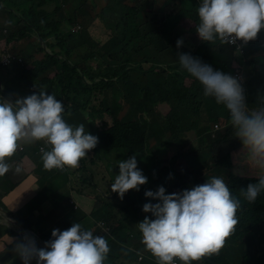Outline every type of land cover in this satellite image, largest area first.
<instances>
[{
  "label": "clouds",
  "instance_id": "1",
  "mask_svg": "<svg viewBox=\"0 0 264 264\" xmlns=\"http://www.w3.org/2000/svg\"><path fill=\"white\" fill-rule=\"evenodd\" d=\"M92 3L95 1L75 0L63 7L73 19L64 28L78 36L87 31L99 44L97 47H102L111 38V29L98 17ZM9 5V0H0V13L8 15L0 27V179L19 171L18 167L14 169L11 157L15 151L31 172L22 179L29 194L13 195H19L23 203L19 209L10 206L12 198L7 195V205L0 199V255L6 251L8 254L3 264H143L144 259L152 264H207L227 248L225 237L231 232L241 236L239 252L243 250L245 255L242 263L262 264L263 251L254 234L263 221L252 204L264 192V93L258 96L259 102L246 103L243 69L235 67L232 75L225 73L227 69L207 54L206 47L217 45L224 56H241L257 33L264 30V0H197L198 23L194 31L200 40L195 38V43L189 44L192 38L188 33L178 37L176 44L159 52L164 56L162 64L141 60L121 69L111 56L101 63L94 58L87 61L92 77L83 75L76 66L82 82L71 88V112L65 96L60 102L52 93L46 94L42 86L37 87L41 89L38 92L33 89L20 94L16 87L6 85L11 79L31 80L30 74L39 68L44 54L61 58L48 44L56 45L52 35L46 40L38 29L30 35H14L9 10L17 17L25 10ZM167 36L171 40L169 33ZM16 46L22 49L16 51ZM41 48L44 53H38ZM168 55H173L171 59L176 60L178 69L169 68ZM159 68L167 74L143 82L145 72ZM130 69L134 73L129 81L135 87L127 86L124 78V72ZM174 72L182 77L181 81L170 77ZM192 82L202 87L203 96L227 110L235 137L251 159L247 162L249 168L243 165L233 181L217 171L215 155L207 150H190L201 144L194 130L180 134L179 143L157 144L154 118L176 125L190 120L188 85ZM130 103L140 107L146 121V126L137 130L144 135L142 139L133 133L139 144L136 149L118 146L98 130L100 122L109 125ZM209 121L202 108L201 125ZM220 130L214 123L206 134L215 138ZM190 132L193 137L189 142ZM29 145L37 148L34 160L23 155ZM240 151L238 144L233 162V155L238 159ZM110 154L120 157L113 182L108 172H113ZM150 159L155 161L154 171L144 175L137 162ZM63 170L76 175L72 181L78 180L82 190H70L69 198L64 199L75 212H69L66 205L59 207L55 224H46L51 230L37 232L31 229L32 222L41 228L46 225H37L42 205L37 204L40 196L36 192L42 188L46 191L50 184L54 186L55 172ZM184 170L188 173L182 175ZM243 170L246 171L241 173ZM258 170V177L237 192L235 187ZM84 177L86 187L81 182ZM129 189L136 191L129 194ZM71 193L76 197L85 194L82 209ZM247 208L252 213L240 219ZM76 213L81 214L79 222L82 218L92 219L93 225L84 228L82 222L71 221L70 215ZM8 231L15 234L11 236ZM18 239L22 242L16 244Z\"/></svg>",
  "mask_w": 264,
  "mask_h": 264
},
{
  "label": "trees",
  "instance_id": "2",
  "mask_svg": "<svg viewBox=\"0 0 264 264\" xmlns=\"http://www.w3.org/2000/svg\"><path fill=\"white\" fill-rule=\"evenodd\" d=\"M94 1L95 3L91 4L92 8L97 10L98 17L111 29V38L102 47H97L99 44L97 45L89 37L87 31L81 32L79 36L67 32L64 27H67L69 22L72 23L73 19L69 18V11L61 8L62 3L58 0H56V6L50 13H48V6L44 4L48 0H39V2L38 0H9L10 8L11 5L19 8V6L28 2L31 3L29 8H23L25 11L19 17L9 10V18L15 31L14 35H30L29 32L34 33L38 29L39 33L46 40L49 38V35L55 38L56 45L53 43L48 44L54 54L61 55V58L55 55L44 54L42 60H40L39 68L30 74V76L32 78L44 74L39 83L33 85L34 89L42 86L46 94L52 93L55 99L60 102L62 97L64 98L65 96L69 102L67 104L64 98L68 112L72 111L70 105L71 88L75 84L82 82V76L78 73L76 66L82 69L83 75L92 77L93 73L90 72L91 69L88 68L87 61L94 58L98 59L97 62L101 63L103 58L111 56V61L115 64L118 63L121 69L128 63L139 62L141 60H151L152 64H162L164 56L159 52H163V50L171 45L176 44L175 42L178 37L188 33L193 40L195 38L200 40L194 31L195 25L198 23L196 14L197 0H191V2H186L185 4L182 0H161L160 2L158 0ZM181 2L182 6L179 8ZM99 26L102 28L101 25ZM16 27H20V29H16ZM168 33L171 35V40L167 36ZM201 46L204 48V45ZM94 47H97L96 51H93ZM206 51L219 66L227 69L225 73L232 75V70L235 67L242 68L247 87V89H244L245 102H259L258 96L264 93V30L257 33L256 38L250 42L249 47L239 57L236 55L224 56L218 50L217 45L206 47ZM152 52L155 53L152 55ZM38 53H44V50L41 48ZM166 63L169 68L178 69V65L175 62L168 61ZM133 73L134 69L124 72V78L129 87L136 86L135 83L129 81ZM176 73H172L170 77L175 81H181L182 77L176 75ZM158 74H167V72L161 68L153 71L149 70L145 72L143 82L146 83L150 78ZM247 76H249L250 80ZM188 88L191 92V102L189 105L190 120L176 125L165 124L154 118L157 124V144L160 146L162 144L179 143L180 134L188 130H194L197 136L200 137L201 144H197L194 148H190V150H207L205 151L206 153L209 152L215 155L218 166L217 171L225 174L230 181H233V178L236 177L235 174L243 168V165L246 164L247 169L249 168L247 162L251 159L246 149L242 146L241 141L235 137V131L229 122L228 112L223 105H218L213 99L203 96L200 91L202 87L200 88L196 82L190 83ZM247 90L254 97L250 96ZM202 108L205 109V113L210 119L203 126L201 125ZM214 123H217L221 127V130L215 138H211L210 133L206 134V131L211 129ZM145 126L146 121L141 114L140 107L130 103L122 109L120 117L113 119L109 125L100 122L98 130L114 144L129 149H136L139 144L133 138V133L138 134L137 130ZM143 137L144 135L138 134L139 140ZM204 137H206V140ZM231 141L234 142L232 146L230 145ZM238 144L241 146L238 159L242 160L243 165L232 161V154L236 152V145ZM36 154L37 148L33 147V145H29L23 151V155L28 156L31 160H34ZM78 171L80 172V170ZM55 173L54 180L56 184L54 186L50 184L47 187L46 193H52L51 195L57 200L56 203L63 199H68L70 190L82 192L79 185L72 181V178L76 177L75 174L64 170L56 171ZM259 174L260 170L251 178L246 177L245 183L235 187L236 191L238 192L242 187H246V182L252 180V178L255 180ZM81 182L86 187L85 177L82 178ZM234 191L232 190V192ZM36 201L39 206L43 204V200L40 197H37ZM252 205L255 211L260 214L259 216L263 221L259 227L260 229L255 232L254 236L257 237V243L262 248L264 258V237H262L264 234V192L258 195L256 202ZM251 213V209H244L240 214V219L247 218ZM80 221L85 227L93 225L92 219L82 218ZM8 233L11 236L15 234L13 231H8ZM225 240L228 242L227 248L217 257L207 261V264H243L242 260L245 259V255L243 250L239 252L241 248L239 245L241 236L238 237L236 233L231 232L225 237ZM128 257L130 258L131 255ZM142 263L152 264L148 259H144ZM262 264H264V260Z\"/></svg>",
  "mask_w": 264,
  "mask_h": 264
},
{
  "label": "rangeland",
  "instance_id": "3",
  "mask_svg": "<svg viewBox=\"0 0 264 264\" xmlns=\"http://www.w3.org/2000/svg\"><path fill=\"white\" fill-rule=\"evenodd\" d=\"M60 3H62V7H65L66 5L70 4V3H73L75 0H58ZM63 1H65L63 3ZM46 5L48 6V9L53 11V9L55 8L56 6V0H49ZM31 6V3L28 2L22 6H20L21 8H29ZM8 20V15L6 14H2L0 13V27H2L4 24H5V21ZM18 29H20V27H17ZM195 43V40L192 39L191 43L189 44H194ZM24 44V43H23ZM16 51L18 50H21L22 47L21 46H16ZM31 50V49H30ZM173 57V55L171 56H167L166 57V60H170L171 58ZM171 61L175 62L176 60L175 59H171ZM23 76H25L24 72H21ZM44 77V74H42L41 76H34L31 78V80H29L28 78H23L21 77L19 80H14V79H11L10 81L6 82V85L8 86H11V87H16L18 92L20 94H24L25 92L24 91H30V90H33L34 87L33 85L35 83H39L40 79H42ZM34 81V82H33ZM37 92L39 90H41L40 88L36 89ZM193 137V134L190 132L189 135H188V138L187 140L190 142L191 139ZM13 158V166H14V169H16L17 167L19 168V171H14V174L11 175V176H4V178L0 179V199L3 203L6 204V195L8 198H12L11 201H10V206H12L13 208L15 209H19L23 203L19 202V195H14V193L18 192V193H24L26 195L29 194V191L26 189L25 187V183L22 182V179H24L25 176H27L28 174H30L31 172V167L28 165V164H25L23 162V160L20 159L18 153L15 151L13 153V155L11 156ZM110 159L112 160V162H114L112 164L113 166V172L109 169L108 172L110 174V178L112 179V182L114 180V176L115 174H117L116 170H118V162L120 161L119 158H117L114 154H110L109 155ZM140 158V157H139ZM233 160L234 162L237 164H241L243 165L244 163L240 160L237 159L236 157V154L233 155ZM159 162V159H156V163ZM137 167L139 169L142 170V173L144 175H147L151 172L154 171V167H155V161L154 160H151L149 162H145V163H142V164H139L137 162ZM246 170H243L241 171V173L245 172ZM102 172L105 174V169L103 168L102 169ZM106 176V175H105ZM96 180L98 182H102L100 179H99V176L97 175L96 176ZM74 183H76L77 185H79V181L78 180H75ZM136 190H132V189H129V194H131L132 192H134ZM36 194L40 197H42L41 199L43 200V204L41 206V211L38 213L39 217L37 219V225H40V226H44L46 224H50V225H54L55 224V220L58 219L59 215H60V211H59V207H64L66 205V209L69 211V212H75V210L73 209V207H70L69 205H67V201L66 200H61L60 202L56 203L57 200L51 195L52 193H46V191L42 189H40L38 192H36ZM74 195V193H71V197ZM85 195V194H84ZM79 196V197H76L74 195V200L76 202V205L78 207H80L82 209V200H83V196ZM29 199V198H28ZM7 205V204H6ZM60 208V209H61ZM77 215H70V220L74 222H79V219L81 217V214H78L76 213ZM23 218H25V216H23ZM81 223V222H79ZM30 224V222H27V225ZM84 228H86L84 225H82ZM47 231L51 230V227L49 225H46V227H38L36 226L33 222L31 224V229H34L35 231L37 230H43L45 229ZM59 228L61 229V226H59ZM63 229V228H62ZM38 232V231H37ZM94 233V232H93ZM12 241L11 238H9V242ZM19 242H22L21 239H18L16 244L19 243ZM6 257H8V254H7V251L5 253H3L2 255H0V264H3V262L5 261ZM35 262V261H33ZM131 264H139L135 261H133Z\"/></svg>",
  "mask_w": 264,
  "mask_h": 264
},
{
  "label": "crops",
  "instance_id": "4",
  "mask_svg": "<svg viewBox=\"0 0 264 264\" xmlns=\"http://www.w3.org/2000/svg\"><path fill=\"white\" fill-rule=\"evenodd\" d=\"M18 9H23V8H21V7L19 6ZM23 10H24V9H23ZM186 173H188L187 170L182 171V175H184V174H186ZM189 188H190V187H185V189H189Z\"/></svg>",
  "mask_w": 264,
  "mask_h": 264
},
{
  "label": "bare ground",
  "instance_id": "5",
  "mask_svg": "<svg viewBox=\"0 0 264 264\" xmlns=\"http://www.w3.org/2000/svg\"><path fill=\"white\" fill-rule=\"evenodd\" d=\"M38 244H40V243H38Z\"/></svg>",
  "mask_w": 264,
  "mask_h": 264
}]
</instances>
